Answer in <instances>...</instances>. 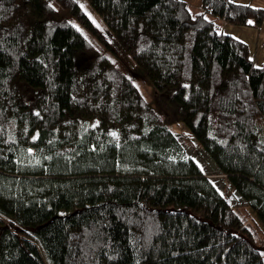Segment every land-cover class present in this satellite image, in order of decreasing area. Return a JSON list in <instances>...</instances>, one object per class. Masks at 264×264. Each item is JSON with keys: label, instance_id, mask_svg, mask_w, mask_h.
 Returning a JSON list of instances; mask_svg holds the SVG:
<instances>
[{"label": "trees", "instance_id": "obj_1", "mask_svg": "<svg viewBox=\"0 0 264 264\" xmlns=\"http://www.w3.org/2000/svg\"><path fill=\"white\" fill-rule=\"evenodd\" d=\"M54 1L109 45L77 0ZM87 2L158 91L178 87L184 123L264 223V63L216 23L259 27L264 8ZM58 13L0 0V264H264L164 115L70 20L47 19ZM76 51L96 55L86 70ZM19 80L38 90L39 111Z\"/></svg>", "mask_w": 264, "mask_h": 264}, {"label": "rangeland", "instance_id": "obj_2", "mask_svg": "<svg viewBox=\"0 0 264 264\" xmlns=\"http://www.w3.org/2000/svg\"><path fill=\"white\" fill-rule=\"evenodd\" d=\"M49 4H52L54 8L59 10L58 18L54 15H49L48 20L52 19H63L70 20L76 27H78L84 34L87 35L88 40L95 45V49L102 55L109 57L119 67L126 72V74L133 79V82L137 85L138 89L144 95V98L150 103L153 108H156L165 117L167 124L171 127L175 135H178L181 139L182 145L184 146L185 155L194 158L204 173H206L211 179L214 180L217 188L222 194H226L230 198L234 209H237L239 215L248 224V226L255 232L256 241L258 246L261 247L264 252V223L257 216L253 208L249 206L247 201L240 196V193L234 189L232 184L228 181L227 177L221 174L218 166H216L213 158L206 153L202 145L199 144L196 137L191 133L189 127L184 123V112L182 104L177 100H174L178 87H169L164 92L158 91L155 84L150 81L143 68H140L132 60L128 51L122 46L120 42L113 36L110 29L106 26L103 18L89 5L87 0H77L79 6L83 11L87 13L89 18L92 19L93 23L97 28L100 29L103 38L109 42L107 46L102 39H98L97 36L91 35V33L84 28L78 21L77 18L73 17L70 10L60 8L54 0H47ZM192 6L193 13L201 11L202 0H186ZM243 3H252L257 7L264 8V0H239ZM203 12V10L201 11ZM211 17V16H209ZM218 23V30L228 34V31L234 33V37L240 38L247 42L249 45L251 58L254 60L255 65L262 66L264 63V23L261 26H247V25H234L225 24L221 19H216ZM86 54L83 51L75 52V62L77 68L82 71L86 70L92 65L95 59V54ZM86 57H84V56ZM83 58L86 59L84 64L81 66L80 61ZM19 95L26 100L33 111H39L37 104V92L35 87L29 86L23 80L17 82ZM99 123L98 118L89 119V124L94 126ZM43 250V249H41ZM45 254V250H43Z\"/></svg>", "mask_w": 264, "mask_h": 264}, {"label": "crops", "instance_id": "obj_3", "mask_svg": "<svg viewBox=\"0 0 264 264\" xmlns=\"http://www.w3.org/2000/svg\"><path fill=\"white\" fill-rule=\"evenodd\" d=\"M184 1H186V0H184ZM235 1H239V0H235ZM187 2V1H186ZM239 2H241V3H243L242 1H239ZM252 4V3H251ZM189 5H190V3H189ZM253 5V4H252ZM255 6V5H254ZM257 7V6H256ZM190 8H191V11H192V13H193V10L192 9H194V8H192V6L190 5ZM201 8H202V6H201ZM260 8V7H259ZM200 12V11H199ZM198 13V12H197ZM196 14V13H195ZM223 21V20H222ZM223 23H225L224 21H223ZM226 25L228 24V23H225ZM230 24V23H229ZM228 34H231V35H233L234 36V33H232L231 31L229 32L228 31ZM247 43V42H246Z\"/></svg>", "mask_w": 264, "mask_h": 264}]
</instances>
